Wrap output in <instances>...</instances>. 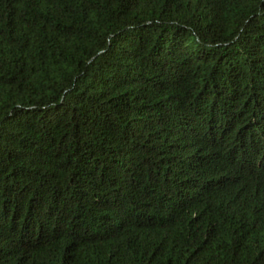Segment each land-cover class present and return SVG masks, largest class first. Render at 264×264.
Listing matches in <instances>:
<instances>
[{
    "label": "trees",
    "instance_id": "1",
    "mask_svg": "<svg viewBox=\"0 0 264 264\" xmlns=\"http://www.w3.org/2000/svg\"><path fill=\"white\" fill-rule=\"evenodd\" d=\"M0 264H264V0H0Z\"/></svg>",
    "mask_w": 264,
    "mask_h": 264
}]
</instances>
